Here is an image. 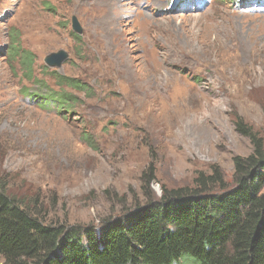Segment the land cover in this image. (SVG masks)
<instances>
[{
  "label": "rangeland",
  "instance_id": "obj_1",
  "mask_svg": "<svg viewBox=\"0 0 264 264\" xmlns=\"http://www.w3.org/2000/svg\"><path fill=\"white\" fill-rule=\"evenodd\" d=\"M240 118L264 147V0H0V190L45 224L127 221L152 164L157 198L214 166L231 184Z\"/></svg>",
  "mask_w": 264,
  "mask_h": 264
},
{
  "label": "trees",
  "instance_id": "obj_2",
  "mask_svg": "<svg viewBox=\"0 0 264 264\" xmlns=\"http://www.w3.org/2000/svg\"><path fill=\"white\" fill-rule=\"evenodd\" d=\"M25 50L14 47L12 57L21 56L25 77L35 80V58L24 56ZM68 82L87 90L84 83ZM32 95L48 109L71 100L50 90ZM236 129L254 151L233 158L231 184L214 166L200 171L193 186L165 188L157 198L150 189L157 180L152 164L142 175L145 203L136 202L127 221L107 220L99 232L45 224L0 190V256L6 264H264V147L243 119Z\"/></svg>",
  "mask_w": 264,
  "mask_h": 264
},
{
  "label": "water",
  "instance_id": "obj_3",
  "mask_svg": "<svg viewBox=\"0 0 264 264\" xmlns=\"http://www.w3.org/2000/svg\"><path fill=\"white\" fill-rule=\"evenodd\" d=\"M75 28H79L78 24L75 23ZM67 53L65 51H59L56 53H51L45 58V62L49 66H61L63 61L67 58Z\"/></svg>",
  "mask_w": 264,
  "mask_h": 264
},
{
  "label": "bare ground",
  "instance_id": "obj_4",
  "mask_svg": "<svg viewBox=\"0 0 264 264\" xmlns=\"http://www.w3.org/2000/svg\"><path fill=\"white\" fill-rule=\"evenodd\" d=\"M107 19V18H106ZM108 20V19H107ZM104 19V25L106 26V28L110 27V26H107L106 24L108 23V21ZM111 28V27H110Z\"/></svg>",
  "mask_w": 264,
  "mask_h": 264
}]
</instances>
